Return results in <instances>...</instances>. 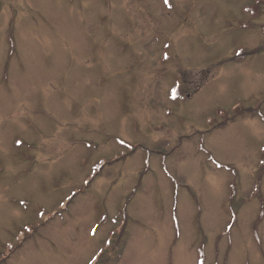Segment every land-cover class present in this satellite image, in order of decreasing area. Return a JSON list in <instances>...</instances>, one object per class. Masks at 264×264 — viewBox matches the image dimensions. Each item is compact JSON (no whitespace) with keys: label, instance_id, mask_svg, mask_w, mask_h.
I'll use <instances>...</instances> for the list:
<instances>
[{"label":"rangeland","instance_id":"374dc122","mask_svg":"<svg viewBox=\"0 0 264 264\" xmlns=\"http://www.w3.org/2000/svg\"><path fill=\"white\" fill-rule=\"evenodd\" d=\"M0 264H264V0H0Z\"/></svg>","mask_w":264,"mask_h":264},{"label":"snow or ice","instance_id":"6c2138e0","mask_svg":"<svg viewBox=\"0 0 264 264\" xmlns=\"http://www.w3.org/2000/svg\"><path fill=\"white\" fill-rule=\"evenodd\" d=\"M165 3H168V0H165Z\"/></svg>","mask_w":264,"mask_h":264}]
</instances>
